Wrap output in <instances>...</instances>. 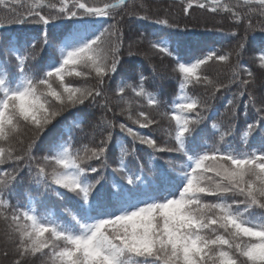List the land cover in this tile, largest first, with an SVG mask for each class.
Wrapping results in <instances>:
<instances>
[{
	"label": "snow or ice",
	"instance_id": "obj_1",
	"mask_svg": "<svg viewBox=\"0 0 264 264\" xmlns=\"http://www.w3.org/2000/svg\"><path fill=\"white\" fill-rule=\"evenodd\" d=\"M181 2L185 16L190 15V9L228 14L235 26L228 33L230 38H237L236 28L243 26L235 55L239 58L246 46H252L258 52L259 68L264 70V36L248 35L257 26L252 17H264V0ZM20 3L11 0L13 5ZM130 4L131 0H27V11L20 13L7 0H0L11 13L0 17V30L12 25H41L42 49L57 53L34 71L30 65L36 61L31 51L36 48V37L27 32L0 35V48L15 60L17 69L15 76H10L5 70L7 60L0 61V165H17L11 170L0 169V218L8 222L5 244L12 247L10 264H29L30 258L36 257L41 264H264V94L257 99L248 92L254 73L239 60L231 67L229 83H215L202 71L210 61L230 63L231 52L218 54L212 49L194 61L184 60L174 55L172 35L148 34L150 47L175 62L172 71L176 73L178 92L168 105L170 111L163 113L174 122L167 130L173 147L161 146L127 123L117 124L106 118L96 125L100 139L94 147L75 146L72 127L82 128L83 120L77 118L67 131H57L54 122L69 109L84 106L112 111L105 86L121 64L124 32L119 25L125 14L166 28L180 27L168 18L153 20L151 9L144 3L139 5L141 12H128ZM258 25L264 34V21H258ZM89 79L95 84H87ZM145 80L141 74L137 85L122 81L114 89L118 103L126 105L121 114L127 111V119L140 128L158 121L144 111L134 117L133 100L126 99L124 93L131 89L135 97L146 100L148 107L159 109L162 102L145 88ZM233 83L238 91L225 105L233 121L246 93L244 115H249L251 107L258 116L254 122H246L241 134L245 147L240 150L224 143L232 135L231 126L225 129L213 123L219 139L210 145L204 142L200 126L208 102L188 91L196 85L210 86V96L215 97ZM98 98L102 100L98 102ZM135 102L139 104V100ZM117 127L132 138L134 145L138 141L155 153H180L183 163L174 166L170 160L167 168L158 166L155 179L145 183L144 165L138 173L129 174L121 156L120 166L113 173H119L132 187L109 181L103 169L108 166L112 130ZM28 130L30 140L18 149L16 145L24 144L22 134ZM254 136H259L260 146L249 149L248 142ZM35 151L45 154L37 156ZM93 161L99 164L93 166ZM25 169L30 181L43 190L41 195L49 191L64 195L60 192L64 189L78 198L77 210L68 211L67 222L51 212L41 214L37 200L30 195L23 206L19 202L13 206L5 198L23 182ZM207 196L215 197V201H206ZM256 209L261 210L259 216L253 215ZM2 255L9 257L7 248Z\"/></svg>",
	"mask_w": 264,
	"mask_h": 264
},
{
	"label": "trees",
	"instance_id": "obj_2",
	"mask_svg": "<svg viewBox=\"0 0 264 264\" xmlns=\"http://www.w3.org/2000/svg\"><path fill=\"white\" fill-rule=\"evenodd\" d=\"M11 8H15L17 12L24 13L27 11V0H21L20 4L13 5L11 0H7ZM234 2V0H233ZM146 4L150 9V16L152 19L168 18L170 23H179L180 27L166 28L161 25L154 24L151 20L139 21L135 16L124 15L123 21L120 23V28L124 32V42L121 49V64L119 65L118 72L114 74L113 78L106 83L105 93L110 97L108 103L112 111L101 109L99 107H84L80 109H69L65 111L61 117L57 118L56 127L57 131L73 124L75 119L83 120L82 128L72 127L71 135L74 138L75 146L81 147L88 145L94 147L100 139L99 129L96 127L102 119L114 121L115 123H127L134 130L139 131L143 135L151 136L156 139L161 146L173 147V142L168 139L167 130L174 124L167 116L163 115L164 112L170 111L168 105L172 102L178 92V80L176 73L172 71L175 67V62L172 57L166 56L163 53L152 49L150 47L148 34L158 32L162 36L172 35L174 38V55L182 57L184 60L194 61L196 58L202 57L209 50L216 49L218 54H225L231 52L230 63H222L210 61L207 65L203 66V74L208 75L215 83H229L231 78V67L237 63L249 68L254 73V79L248 86V92H251L257 99L261 94H264V70L259 68L258 52L252 46H246V50L242 55L237 58L235 55L237 39L243 36L244 27L236 28L239 33L237 38H230V33L235 27L228 14H213L207 10L195 9L189 10L190 15L185 16L182 8L181 0H131V4L127 9L128 12L137 11L141 12L139 5ZM246 11V9H240ZM11 15L9 7L0 5V17ZM119 19V17H117ZM254 25H257L255 30H250L248 35L250 37L264 36L260 32L258 21H264V17L254 15L252 17ZM111 22V21H109ZM107 25H105L106 27ZM42 30L41 25L28 24V25H12L10 29L0 30V35L7 36L9 32H27L36 37V48L31 49L33 55L36 57L34 65H30L32 70H38L47 61L49 56L57 55L51 48L42 49V41L40 33ZM144 33V37L138 35ZM179 33V35H176ZM153 39L155 37H152ZM259 43V40L256 42ZM131 45V47H129ZM7 60L5 70L10 76H15L16 62L11 57H7L3 49L0 48V61ZM146 77L145 88L157 95L161 100V107L159 109L150 108L146 104V100L135 97L131 89H126L124 96L126 99L133 100L131 105L132 115L135 117L138 111H144L151 118L158 121L155 125H150L148 128H140L138 124H134L131 120L127 119V111L121 114L122 109H126V105L118 103V97L115 95L114 89L122 81L126 84L137 85L139 83V76ZM243 76V73H241ZM246 78V77H245ZM77 83L84 84L85 81L77 80ZM89 85L95 84L94 80L89 79ZM190 95H198L208 102V109L203 113L204 121L200 126V135L203 137L206 144H212L218 141L219 134L214 131L212 124H220L223 128L227 129L231 126L232 135L226 137L224 143L230 144L233 149L240 150L245 147L241 142V134L245 129L246 122H254L253 118L258 119L257 114L253 108H249V115H244V103L248 100V95L242 97L239 101L237 108V116L233 121L231 112L225 109L228 99L232 98L233 93L238 91L237 84H231L226 89H221L215 94V97L210 96L213 91L212 87L207 89L203 85H196L189 88ZM102 98H98V102ZM139 100V104L135 101ZM259 106V105H257ZM113 131V139L109 144L107 152V168L103 169V174L111 180H116L119 183L126 185V181L121 179L119 173H113V169L120 166V157L123 156V162L126 165L129 174L138 173L140 166L144 165L143 177L145 183L154 180L159 170L158 166L168 167V161H172L174 166L183 163L184 157L177 152H164L155 153L148 149L145 145H140L137 141L135 145L132 143V138L125 133H121L119 128ZM30 130L22 134L24 141L23 145L17 144L18 149L27 145L30 140ZM39 142V141H38ZM260 146L259 136L250 138L247 147L258 148ZM135 149V151H133ZM127 152L128 155L124 156L123 153ZM151 153V155H150ZM35 155L40 156L44 152L35 151ZM93 166L99 164L98 161L92 162ZM17 167L14 162H8L0 165V169L11 170ZM171 171V169H169ZM175 174V173H173ZM24 180L22 183H17L14 192L11 195L6 193V199L15 206L17 202L21 206L25 205L28 196H32L38 202V211L43 214L46 212L53 213L61 221L67 222L70 217L68 211H76L77 205L74 194L68 193L67 190L61 189L64 195L58 196L55 192H47L41 195L42 189H38L27 176V169L22 173ZM91 177H95V173H89ZM127 187H132L128 186ZM107 187V186H106ZM206 201H215V197L207 196ZM231 202V201H229ZM7 214L11 215V209L7 210ZM261 210L256 209L253 212L254 216H259ZM8 229V222L0 218V264H10L12 259V247L5 244V233ZM7 248L9 257L5 258L2 252ZM29 264H41L39 257L30 258Z\"/></svg>",
	"mask_w": 264,
	"mask_h": 264
}]
</instances>
